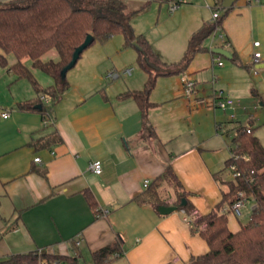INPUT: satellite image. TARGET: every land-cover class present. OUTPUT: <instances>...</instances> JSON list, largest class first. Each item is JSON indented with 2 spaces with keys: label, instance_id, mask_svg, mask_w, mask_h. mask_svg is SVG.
Returning <instances> with one entry per match:
<instances>
[{
  "label": "crops",
  "instance_id": "1",
  "mask_svg": "<svg viewBox=\"0 0 264 264\" xmlns=\"http://www.w3.org/2000/svg\"><path fill=\"white\" fill-rule=\"evenodd\" d=\"M214 3L196 0L174 11L177 17L192 12L179 39L163 47L148 40L163 62L158 65L165 68L157 71L146 118L134 98L119 97L143 89L149 76L139 63L138 50L125 41L124 50L103 44L81 55L47 124L38 104L34 109L19 107L37 97L31 81L16 79L11 71L0 73V107L11 109L7 118L0 114V261L47 249L74 257L78 264H93V252L119 238L124 254L109 264H189L209 250L181 211L162 214L136 198L145 192L146 180L150 185L171 165L196 207L209 213L227 188L217 176L233 180L226 162L238 129L250 127L264 145V0H237L222 17L229 41L224 48L232 58L215 53L222 43L212 42L210 36L207 49L186 68L197 82L198 95L222 90L236 105L206 108L184 96L176 64L191 35L212 21ZM258 40L263 57L253 65V43ZM52 56L58 57L57 51ZM121 57L128 61L117 62ZM126 67H133L131 75L107 77L109 71ZM44 73L51 80L42 76L40 81L35 73L41 86L53 84V77ZM54 130L62 136L60 143L33 145ZM38 156L41 161L36 162ZM94 159L102 161L100 174L89 169ZM87 192L97 200L98 212ZM248 200L252 211L256 204ZM228 219L232 231L240 229L239 215L232 211Z\"/></svg>",
  "mask_w": 264,
  "mask_h": 264
},
{
  "label": "trees",
  "instance_id": "2",
  "mask_svg": "<svg viewBox=\"0 0 264 264\" xmlns=\"http://www.w3.org/2000/svg\"><path fill=\"white\" fill-rule=\"evenodd\" d=\"M152 0H148L140 9H130L125 0H2L0 1V66L16 75V79L27 78L37 92V97L19 103L22 109H34L37 104L44 119H49L54 104L68 89L69 82L62 81L61 70L72 59L73 52L87 37L93 35V42L106 43L116 34H122L125 44L134 45L137 41L143 51L138 50V60L146 68L149 76L141 90H127L119 94L122 99L132 97L141 108L143 117L152 105L150 93L155 87V73L146 63L145 57L155 64L163 63L160 56L142 34L135 33L132 20L144 10ZM164 1V0H159ZM224 0H215L214 5H222ZM232 8V7H231ZM225 9L224 15L231 9ZM221 16L216 21L204 24L195 31L188 42L183 58L176 64L177 72H183L198 52L207 49L205 41L212 36L217 26L222 25ZM58 53V59L45 60L50 51ZM14 54L16 61L9 64L8 54ZM30 58L32 67L23 59ZM234 60L238 61L237 56ZM35 69H41L53 77L54 82L41 86L35 77ZM42 95L49 98L42 99ZM247 127H240L233 139L234 156L227 160L226 168L238 171L236 179L223 181L226 185L223 197L209 212L202 213L190 199L177 173L171 165L159 175L142 196L139 203H150L157 211L163 205L178 206L189 220L191 229L199 233L208 243L209 250L194 256L189 264H264V145L254 130L247 132ZM62 136L58 130L38 138L34 146H50L60 143ZM225 168V169H226ZM91 206L99 211L97 200L87 192ZM255 202L249 220L241 223L237 231L229 227L228 215L232 205L240 195ZM175 195L173 198L172 196ZM183 199L186 204L182 205ZM122 239L114 241L93 252V264H109L124 254ZM42 258H56L70 264H78L71 256L55 254L51 251L40 253L39 250L15 254L0 264H38Z\"/></svg>",
  "mask_w": 264,
  "mask_h": 264
},
{
  "label": "rangeland",
  "instance_id": "3",
  "mask_svg": "<svg viewBox=\"0 0 264 264\" xmlns=\"http://www.w3.org/2000/svg\"><path fill=\"white\" fill-rule=\"evenodd\" d=\"M125 1L128 3V6L130 9L136 10V9H140L142 5H144L148 0H125ZM191 1L193 3L196 2V0H190L189 2ZM187 3L182 4L178 8V10L188 5ZM167 7H168V3L165 1L160 2L159 0H152L144 10H141L134 16L132 20V24H133L135 33L144 35L147 40L155 44L157 47H160V46L163 47L162 45H165L166 43H169L170 41L173 42L179 39L184 34V32L186 33L188 29V22L190 21L192 12L189 11L187 14L185 13L181 17H177V14L179 12L177 11L174 13H170L168 12ZM208 10L210 11L209 8ZM103 44L108 47L109 46L115 47L116 45H121L122 46L121 48L124 50V45H123L124 37L122 34H116L106 43H101L100 41H96L89 46V49L86 48L84 52L86 50H87L86 52H88L89 50H92L94 48H99ZM130 46L132 50H135V51L137 50L136 48H134V45H130ZM52 52H55V51H51L48 54H46L44 59L45 60L58 59V57L54 58V56H52ZM84 52L82 53L83 56L85 55ZM126 60L127 58L121 57L120 60H117V62L124 63ZM8 61H9V64H12L16 61V57L14 56V54L12 53L8 54ZM23 61L27 65H30V67H32V60L30 58H24ZM132 65L136 68V70L140 69L137 61H134ZM156 65L157 67L159 66V71L165 68L158 64ZM75 66L67 72L68 78H70V76L73 74ZM150 68H152L154 72L158 71V69H156L155 67H150ZM34 71L37 77L40 79V81H42L43 77L51 80V77L46 75L41 70L34 69ZM3 72H7V69L0 66V73H3ZM210 82L212 84V79ZM205 107L208 108L210 106H205ZM205 127L207 130H209L210 128L209 123H206ZM246 206H247L246 208L244 206L241 207L242 214L239 215L242 223H246L250 217L251 209L249 208L251 207V202L249 200L246 203Z\"/></svg>",
  "mask_w": 264,
  "mask_h": 264
},
{
  "label": "built area",
  "instance_id": "4",
  "mask_svg": "<svg viewBox=\"0 0 264 264\" xmlns=\"http://www.w3.org/2000/svg\"><path fill=\"white\" fill-rule=\"evenodd\" d=\"M165 2L168 3L169 6V11L174 12L176 11L182 4L189 2L190 0H164ZM212 9V20L216 21L220 16L223 11V6L222 5H213L211 6ZM215 40H219L222 43V47L229 46V41L226 38L225 34L222 31V26L219 25L217 26L216 30L212 34V42ZM261 42L255 41L253 43V46L255 47V51L253 53V65L257 64L260 62L262 59V51L260 49ZM221 56L219 57L218 63L220 65L223 64V61L220 59ZM133 73V67H126L123 70H111L108 72L107 77L108 78H118L123 74L126 75H131ZM217 77L215 76L212 80V83H216ZM181 82H182V87H183V93L184 96L195 103L197 106H210L214 105L217 108H222L226 109L228 107H234L236 105L235 99L228 95L225 94L222 90H214V92L211 95L208 94H203V95H198V88H197V82L195 79L191 76V74L188 71H183L181 73ZM42 99L45 101H48L49 98L42 95ZM11 109L9 107H0V114L2 117L7 118L10 116ZM49 120L44 119V123L47 124ZM247 132H251V128L247 127ZM237 134V132H236ZM234 156V153L232 152L231 157ZM36 162L41 161V158L38 156L35 158ZM89 169L97 174L102 173L103 170V164L100 159H94L90 162L89 164ZM231 171V170H230ZM231 174L233 175V179H236L237 176L240 175V172L238 171H231ZM149 185V181L146 180L145 186ZM248 202V199L243 197V195H240V199L237 200L233 205H232V210L235 214L241 215V207H243L246 203ZM80 243V240L77 241V244ZM40 253L43 252H49L47 249H39ZM28 264V263H26ZM38 264H70L68 262L56 259V258H42L40 259Z\"/></svg>",
  "mask_w": 264,
  "mask_h": 264
},
{
  "label": "water",
  "instance_id": "5",
  "mask_svg": "<svg viewBox=\"0 0 264 264\" xmlns=\"http://www.w3.org/2000/svg\"><path fill=\"white\" fill-rule=\"evenodd\" d=\"M237 0H224L223 1V7L225 9H229L231 7L234 6V3L236 2ZM225 11H223L222 15H224ZM93 42V35L92 34H88L86 39L79 45L75 48L74 52H73V55H72V59L70 60V62L65 65L62 70H61V75H62V81L64 82L67 78V72L73 68L75 66V64L78 62V60L80 59L81 57V54L84 52V50L86 48H88ZM133 44L141 51H143V47L137 42V41H134ZM214 52L215 53H218L220 55H224L228 58H232L233 54L225 49L224 47H217V48H214ZM145 61L146 63L148 64L149 67H155L156 69H158L159 71V66L157 67V65L153 62H151L149 60L148 57H145ZM38 108H41L42 105L41 104H38L37 105ZM186 204V199H183L182 201V205ZM178 206H175V205H171V206H166V205H163L159 208L160 212L162 214H168V213H171L175 210H178Z\"/></svg>",
  "mask_w": 264,
  "mask_h": 264
}]
</instances>
